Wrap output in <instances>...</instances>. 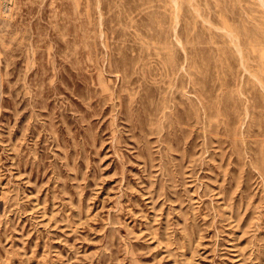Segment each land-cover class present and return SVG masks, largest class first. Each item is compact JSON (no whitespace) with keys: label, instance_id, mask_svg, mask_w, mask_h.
<instances>
[{"label":"rangeland","instance_id":"obj_1","mask_svg":"<svg viewBox=\"0 0 264 264\" xmlns=\"http://www.w3.org/2000/svg\"><path fill=\"white\" fill-rule=\"evenodd\" d=\"M260 1L0 0V264H264Z\"/></svg>","mask_w":264,"mask_h":264},{"label":"bare ground","instance_id":"obj_2","mask_svg":"<svg viewBox=\"0 0 264 264\" xmlns=\"http://www.w3.org/2000/svg\"><path fill=\"white\" fill-rule=\"evenodd\" d=\"M261 1H262V3H264V1H263V0H261ZM261 1H260V2H261ZM239 53H240V52H239Z\"/></svg>","mask_w":264,"mask_h":264}]
</instances>
